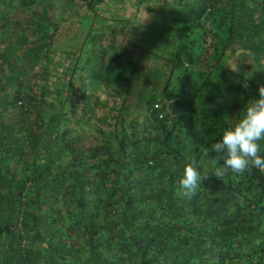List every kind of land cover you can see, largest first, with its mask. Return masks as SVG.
I'll return each mask as SVG.
<instances>
[{"label": "trees", "instance_id": "16d2710c", "mask_svg": "<svg viewBox=\"0 0 264 264\" xmlns=\"http://www.w3.org/2000/svg\"><path fill=\"white\" fill-rule=\"evenodd\" d=\"M260 87L264 0H0V264H264L205 155Z\"/></svg>", "mask_w": 264, "mask_h": 264}, {"label": "clouds", "instance_id": "9594fccd", "mask_svg": "<svg viewBox=\"0 0 264 264\" xmlns=\"http://www.w3.org/2000/svg\"><path fill=\"white\" fill-rule=\"evenodd\" d=\"M218 136L205 149V155L211 152L214 163L219 165L216 176L230 172L239 178L253 169L264 173V87L246 102L242 115L226 125ZM205 178L197 166L189 163L182 169L179 186L188 195Z\"/></svg>", "mask_w": 264, "mask_h": 264}, {"label": "rangeland", "instance_id": "374dc122", "mask_svg": "<svg viewBox=\"0 0 264 264\" xmlns=\"http://www.w3.org/2000/svg\"><path fill=\"white\" fill-rule=\"evenodd\" d=\"M153 37H154L153 40L156 41V42H158V44H159L160 46H163V45H164V41H163L162 39H160L161 37H158L157 35H156V36H153ZM156 38H157L158 41L156 40ZM158 44L155 43V49L158 50V51H162L163 48L160 47ZM152 46H154V45H152ZM164 48H165V47H164Z\"/></svg>", "mask_w": 264, "mask_h": 264}]
</instances>
